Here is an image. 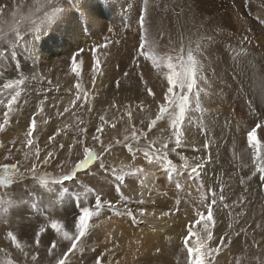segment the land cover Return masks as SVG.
Wrapping results in <instances>:
<instances>
[{
  "label": "rangeland",
  "instance_id": "obj_1",
  "mask_svg": "<svg viewBox=\"0 0 264 264\" xmlns=\"http://www.w3.org/2000/svg\"><path fill=\"white\" fill-rule=\"evenodd\" d=\"M30 1H35V3L32 5V2H29V0H0V22H7V24L16 22L20 27L22 35L24 36L23 39L18 42V45L14 50L7 49L4 56L0 57V88H2L3 84L8 81L7 79H11L7 77L6 68V66L11 68L10 59L13 58L14 63L17 64L19 62V59L17 58H19L20 54L25 55V53H27L26 50L29 49V42L32 43V40L35 37L34 33H29L26 31L28 23L21 19V17L27 16L30 10L34 9L36 0ZM254 3L257 4L255 6L257 9H255V12L253 13H250V10L247 9L248 7L245 8L244 4L243 7H240L237 10V18L245 21L248 28H253V21H255V24H259L260 28L258 31L253 28V30L249 33H246V31L243 32L242 29L233 25L231 21L230 23L227 22V25H215L213 23L208 24L209 22L205 21L203 19L204 17L199 15H196L194 21L195 26L193 25V27H191L190 22L194 16H190V18H186V25L181 27L177 23L176 17L172 14V11L169 8L167 11L160 10V13L163 14V17L166 19H164V22L163 20L159 21V29L161 25H163V29H165L164 36L161 37L162 44H167L166 40H168L169 37H171L172 40L174 39L173 41L178 44L181 34L185 36V39L191 37L193 40L201 35H211L215 40V43L209 48V52L211 54L209 58L212 61V69L205 73V75L208 74L210 77L212 72H215L216 74L213 79V86L208 97V102L204 105L206 111L203 114L199 112L192 114L191 122L186 121L183 127L187 128L188 135L186 134V145L194 144L196 147H200L203 144L205 137L200 128L202 121H205L208 124L209 128L211 129V134L214 135V138L217 141L219 153L217 154L215 149L213 150V162L206 165L205 168L208 171L204 169L203 173H201V177L205 184L207 185L215 181L217 183V191H219L218 185L220 181H216V177L219 172L223 171V182L228 184V188L226 189L228 203L231 204L232 200L237 199L241 195L245 197V203L243 205L233 207L231 210L223 209V206H221L219 215L216 216V214H214V219L219 220V226L213 228L214 235H223L225 232H228L232 237V243L226 247L222 253L218 254L219 264H236L237 259H239L240 264H256V256L264 258V191L260 189L258 184L249 182L251 184V188L249 191L245 192L244 186L239 184L238 180L240 177L230 176V174L235 171V168L230 163L232 160L233 147L237 153L240 152L239 147H243L244 150H247V160L249 165L251 163V150L247 149V143L244 142L242 146L240 145L243 140H246L247 131L250 130V127H254L255 123L257 122L256 118L250 114L246 100H252L254 98L257 112L261 111L259 103L260 83L261 80L264 79V24H262L258 19V21H256V18H253L250 15L256 14L258 17L259 12L260 15L264 17V7H260L264 5V0H255ZM223 4L228 10V3L226 0H223ZM238 4H240V1ZM68 5L70 10L71 7L74 6V0H60L61 9H65L68 7ZM231 6L232 5H230V7ZM13 13L16 15L13 16ZM39 14L40 13H36L33 19H37ZM134 15L135 16H132L133 19L131 21L133 22L131 23L129 22L131 19L130 17L129 21H125L124 23L120 24V26H115L114 22H105V27L112 29V31H116L118 36L120 34L121 38H119L123 39L125 38L124 35L127 30L133 31L136 29L139 32L138 26H135L138 23L139 13ZM64 18L67 19L65 16ZM205 18L207 19L208 15H206ZM207 20H209V18ZM228 23L232 25V28L228 27ZM7 24L0 23V27H6ZM79 26L80 28H77V32L82 37L88 36L89 28H86V25L80 18ZM186 28L187 30H185ZM221 29L222 31H220ZM138 32L136 34H138ZM227 32L228 36H230L228 37L229 39L224 38V34ZM244 35H247L250 37V39L247 41H241V37ZM113 36L115 35H102L95 39L90 38L88 41L93 45L97 43L103 44L105 43L104 38L108 37L111 41H113V43L109 44L110 48L108 46L106 49H108V52L111 53H109L110 56L113 58L114 53H117L118 49L114 52L112 45L118 44L119 46V41L117 43V40H114L116 37L113 38ZM137 37L139 40V35ZM256 37L258 41L256 40ZM26 39L32 40L26 41ZM92 44L88 43L87 46H81V48L86 50L81 54V59L84 62L90 61V70L92 63L90 48L93 46ZM138 46L139 44L137 47ZM122 47V49L125 50V46ZM241 48L245 50L243 53L244 59L241 62L240 67H237L234 60V55L236 53L232 50L235 49L238 51ZM79 49L80 47H77L76 49L70 51L71 54L68 53L67 55L63 56L58 61L61 62L64 60V62H61L62 64L60 65L56 61V65L54 64L55 66H50L51 68L46 67L47 65L37 66V71H35L37 73L32 72L33 74L31 72H18L17 67L14 64L11 71L16 69L14 75L16 79L19 78L20 75H24L29 77V81L22 86L23 90L19 98V103L14 105L16 112L10 119L7 129L4 132H0V144L5 145V147L0 148V164L16 163L19 161L21 168H23L25 165H30L31 161L35 158L34 153H30L29 157L25 159L23 153L28 151V148L24 147L22 142L24 140V133L27 130L28 124L31 123L32 119H36V126L39 131L34 133L33 138L41 149L40 161L43 160L48 151H52L54 153V157L49 159V163L47 165L37 161L39 170L41 172L46 171L51 174L49 178L50 183L51 179L70 171L71 167L74 166V163L77 162L79 158H82V147L75 143L77 139H84L87 146L94 148L98 152L101 151L102 144L104 146L111 144L112 147L110 148L109 152L105 153L103 156L105 163L110 167L121 169L124 168L125 165L138 163L140 166H146L150 172L155 174L153 177H151L152 179L159 178L160 181H163L164 179L162 177L164 174H166V180H169V178L167 179V176H169L171 172L170 169L164 168L161 164L156 163L148 165L143 160L142 153H138L136 161L133 162L131 160V153H129L127 148L124 147V137L127 135L129 138H131L133 126L138 132H147V123L149 122L150 118H154L155 113L153 98L147 96V92L143 90L142 84L136 88V98L118 99L116 93V81L120 79L123 80L125 77L123 73L125 71L130 73V68L125 66L123 70H120L118 66L117 68L114 66V68H116L115 72L120 73V75L117 76L118 78H115L117 80H115L110 78L111 74L109 75V66V68L104 71L107 72V74L104 73V76L98 77L102 79L101 86L98 85L94 90V86L91 83V76L88 75L91 71L86 72L85 70V73H83L84 71L82 70L83 67H85L83 63L81 66L82 79H80L82 88L87 89L90 93L89 99L87 103L81 99L77 101L76 105L72 104V101L76 98L77 92V89L75 88L76 78L75 75L69 71L68 66L70 64L72 54ZM124 50L122 53L125 55L126 53ZM55 54H57L56 56L59 55V53ZM106 57L101 55L99 58L104 60ZM226 58L229 59L227 60ZM216 62H219V70L214 68V64ZM205 63H207V60ZM248 68L249 70H247ZM33 76H36L37 79H31ZM41 76L44 77L43 80L38 79V77ZM87 80H89V83ZM49 81H51V83H49ZM159 83H162V78H159L158 82L156 83V85H158L157 89L154 90L156 91L155 94L157 97L161 96ZM99 86L101 88H99ZM142 100L145 101V103L141 106ZM41 101H43L42 105L40 103ZM78 105L83 106L79 107ZM38 107L42 109L40 113L37 111ZM65 107H68L69 111L63 113V109ZM89 107L92 109L91 112L88 111ZM3 111V106H0V122H2ZM128 111L132 112V119L130 122L129 117L126 115ZM58 113H63V115H59ZM100 115L105 116L107 123L103 124V131L101 133H96V127L100 126L102 123L99 120ZM141 121H143V123H141ZM113 125H115V128ZM80 128L84 129L83 133L79 131ZM237 129H239V131H237ZM257 133H259V135L264 140V131L258 129ZM94 134L101 136L102 144L92 141L91 137ZM49 137H53V141H49ZM159 137L160 133L156 130H153V133L149 135L148 139H156ZM13 140L16 141L15 147H13L11 143ZM118 140L121 141V143H117ZM144 142L145 138L142 137L139 143L143 144ZM128 143H131L134 149L138 146L137 142L132 141L131 139H129ZM61 145H63V147H61ZM69 146L72 147L71 153L69 152ZM8 149H12V155L8 159H5V157L8 156ZM17 149H21V151L17 152ZM182 151L183 154L189 158L195 155L205 154L202 149L199 152H194L190 146L184 147ZM170 158L177 167V171L171 172V175L176 180L186 184V187L184 188L186 190H177L175 188V184L172 187L161 186L160 183L155 181L153 184H147V188H141L139 179L135 177H126L125 186H122L121 191L124 195L129 196L132 200L139 199L140 193L143 192V197L147 201V204L143 207H145V210L148 214L144 217H140L137 214V222L132 223L131 218L127 216L114 215L112 212L106 209H101V215L98 218H93V220L90 221L89 235L83 238L82 247H84L85 251L82 253L77 251L75 255L69 254L71 258L70 264H76L77 258H82L80 259L79 264H94L96 256H101V254L104 264H108L110 258L112 264H117V262L118 264H186V250L183 249L182 238L187 234V225L194 219L193 209L195 207H200L199 193L196 191L193 181L188 179L190 169H181L182 162L174 154L170 155ZM217 158L219 163L215 162ZM57 165H60V167H57ZM90 170L91 171L85 170L78 174L77 179L79 182L87 185L88 187H94L96 189H99L101 186H103V191L106 194L105 198L111 199L113 202L119 200V196L115 192V185L108 184V180H111L112 177L108 176L107 179H102L105 174L99 170L98 160L90 166ZM124 170L126 171L127 169L125 168ZM247 172L248 170L246 169L245 172H242L240 175H244ZM255 179L256 178H254V181ZM148 183L150 182L148 181ZM24 184H28L32 191H34L37 195H42L45 197L48 196L44 193H48L46 189L40 188L39 185L33 186V182L30 179L22 182L19 187L13 185L12 190L19 194V192L23 190ZM129 184L135 188V191L128 190L127 186ZM155 184L157 188L154 186ZM64 186L69 187L71 190L82 191V189L79 188V184L74 183L73 181L64 182ZM52 187L55 191L58 190L60 186L52 185ZM160 188L162 190H160ZM148 189H152V191L149 192ZM177 198H179L181 201L178 206L176 205ZM93 199L94 198L92 196H89L88 201L85 202L83 200H76L74 197H65L64 199L57 201L54 204L52 210L50 212L46 211L45 215H50L52 218L59 219L65 225L67 230L73 232L74 217L78 215L81 203H84V206H93ZM117 207L122 208V203L117 204ZM130 207H132L135 211L137 205L133 203L130 205ZM163 211H170L171 214L167 217H163L161 216V212ZM229 211H231V215H229ZM237 213L242 214L237 215ZM29 220L34 221L33 227L36 229L39 228L41 223H47L43 216L31 215L24 219L17 216L14 218V222L11 225L0 224V249L4 250L3 252H0V264H5V261L9 258L8 256H5V252L9 253L10 258L13 261H16L17 264H29L28 257L25 258L23 254L14 248L11 242L5 238L6 232L8 230H12L18 235V239L22 243L27 242L35 247L34 232H32L31 236L25 234L29 232ZM118 223L128 226L131 231H136V233H139L140 235H138V238L135 239V244H132V246H134V250H131V252V248L127 247L129 245L128 238L118 227L115 226V224ZM229 223L232 224V228L228 227ZM195 227L199 229L201 226L196 225ZM136 229H138L140 232H138ZM157 229H160L161 232H158ZM241 229H243V231H241ZM151 234H156L154 239L149 237ZM191 239L194 238H190V240ZM42 240L47 242L44 244L42 243L43 246H41V249L44 252H47V248L51 247L52 241L58 240V237H56L54 230L46 227L45 233L42 234ZM58 242L60 243V249H56L54 251L57 253H60L61 250L66 251L68 242ZM94 248L96 249L95 252L92 251ZM29 249H31V247L27 250ZM140 249L143 252L138 251ZM157 249L160 251H157ZM11 251L12 253H10ZM34 252L38 258L39 250H36L35 248ZM131 254L133 257H131ZM44 256H47V258L45 260H39L40 264H50V262L51 264H54L53 257L48 256V254Z\"/></svg>",
  "mask_w": 264,
  "mask_h": 264
},
{
  "label": "snow or ice",
  "instance_id": "obj_2",
  "mask_svg": "<svg viewBox=\"0 0 264 264\" xmlns=\"http://www.w3.org/2000/svg\"><path fill=\"white\" fill-rule=\"evenodd\" d=\"M244 6L248 7L253 0H243ZM169 5L164 4L163 11L168 10ZM264 7V5H262ZM160 8V0H142V6L138 15V35L139 46L134 48L132 55L130 56V68L131 71L139 75V82L143 85V90L147 92V96L153 98V105L155 107L154 118H150L147 123L148 131H137L133 126L131 138L129 136L124 137V147L131 153V160L136 161L137 154L142 153L143 160L148 164L154 163L161 164L164 168L170 169L171 172L177 171V167L170 155L174 154L182 162L181 169L188 170V179L193 181L196 191L199 193V205L195 207L194 219L187 225V234L183 236L182 243L183 249L186 250V264H219L218 254L222 253L223 250L232 243V237L228 232L223 235H214L213 228L219 226V220L214 219V214L219 215L221 206L223 209L231 210L233 207L243 205L245 203V197L241 195L235 200H232L231 204L228 203V197L226 195V189L228 184L223 182L224 172H220L216 181L219 183V191H217V183L214 181L209 184H205L201 177V173L204 171L206 165L213 162V150L219 153V147L214 135L211 134V129L205 121L200 124L201 131L205 137L203 144L200 147L193 145H186V134L187 128L183 125L186 121L191 122L192 114L199 112L203 114L206 111L204 105L208 102L210 95L213 79L215 73H211V77L205 75L206 72L212 69V61L209 58V48L215 43L214 37L211 35H201L195 40L191 37L185 39L181 35L178 44L174 42L171 37L168 38L167 44H162L161 37L164 36L162 30L157 32L152 31L151 14L155 9ZM62 11L59 0H36L34 9L30 10L27 16L21 17L23 21L28 23L27 31L29 33H40L46 24L51 23L54 18ZM182 11V10H181ZM36 13H41L37 19H33ZM16 14L13 13V16ZM258 20L264 24V17L258 16ZM5 23L7 22H0ZM222 31V29L220 30ZM250 31V29H249ZM112 32V29H109ZM20 27L16 22L7 24L6 27H0V57L4 56L7 49L14 50L18 42L23 39ZM250 37L244 35L241 37V41H247ZM105 43H97L90 48L91 51V83L95 86L98 77L104 75L105 61L99 57L101 55L107 56L108 53L103 51L108 47L109 44L113 43L108 37L104 38ZM118 43V41H117ZM164 49V50H162ZM99 50V51H98ZM86 50L80 48L74 52L70 59L69 71L75 75L77 89L76 98L72 101L73 105L77 104V101L83 99L85 103L89 99V91L82 88L81 86V66L84 61L81 59V54ZM236 53L234 60L237 67H240L243 61L244 49L241 48L238 51L233 49ZM207 60V63H205ZM150 65L149 71H154L156 77L162 78L160 84L161 96L157 97L153 87H149L148 81L145 79V75L142 71L143 68ZM125 77H128L130 73L125 71ZM31 79H37L33 76ZM43 80L44 77H38ZM29 81V77L20 75L17 79H9L0 88V96L4 92L8 95L4 98H0V106H3V118L0 122V132H4L10 123V119L16 112L14 105L19 100L22 92V86ZM166 82V83H163ZM51 83V81H49ZM117 87L120 82L116 81ZM41 105L43 101L40 102ZM145 101H141V106ZM247 107L250 114L256 118L257 122L254 127H250V130L246 133L247 149L251 150V163L247 160L248 151L243 150L239 153L232 148V160L230 163L235 168L230 176H239V184L244 186V191L247 192L251 188L249 182H254L259 185L260 189L264 191V140L257 138V130L264 131V79L260 83V112H257L255 106V99L246 100ZM82 107L83 105H78ZM115 106V105H113ZM42 109L38 107L37 111L40 112ZM69 111L68 107L63 109V113ZM91 112V107L88 108ZM63 113H58L63 115ZM126 115L129 117V122L132 119V112L128 111ZM99 120L102 122L100 126H97L96 133L103 131V124L107 121L104 115L99 116ZM163 122V123H158ZM82 123V121H81ZM143 123V121H141ZM115 128V125H113ZM170 129V132H169ZM156 130L160 133V137L156 139H148L149 135ZM36 126V119H32L31 123L28 124L27 130L24 133L23 146L28 148V151L23 153L25 159L29 157L30 153H34V159L30 165H25L23 168L20 166V162L16 163H3L0 164V224L11 225L14 222V218L19 216L22 219L31 215L43 216L47 223H41L39 228L33 227L34 221L29 220V232L26 235L31 236L34 232L35 236V248L39 250L42 246V234L45 233V229L50 228L54 230L58 240H53L51 247L47 248V254L54 258V264H70V255L77 251L84 252L85 249L82 247L83 238L89 235L90 221L93 218H98L101 215V209H106L112 212L114 215L127 216L131 218L132 223H136V215L144 217L148 213L145 210L144 205L147 201L143 197V192L140 193V198L132 200L129 196H126L121 191L122 186H125L126 177H135L140 180V187L147 188L148 181L155 174L150 172L147 167L140 166L139 164L132 163L125 165L124 168L117 169L110 167L104 161V154L108 153L111 144L104 146L101 141L100 135H92L91 139L94 142L101 143V151H96L94 148L86 145L84 139H77L76 144L82 147V158H79L74 166L71 167L70 171L61 174L58 177L51 179L50 173L39 170L37 161L47 165L49 159L54 157L52 151H48L47 155L40 161L41 149L34 140V133L38 132ZM81 133L84 129L80 128ZM239 131V129H237ZM145 138V142L140 144L141 138ZM53 137H49V141H53ZM129 139L137 142V147L134 149L131 143H128ZM15 147L16 141L12 142ZM121 143V141H117ZM186 146L192 147L194 152H199L201 149L205 153L204 155H195L191 158L183 154L182 149ZM5 147L4 144H0V148ZM63 147V145H61ZM21 149H17V152ZM69 152H72V147L69 146ZM12 155V149H8V159ZM99 161V170L105 175L102 179H107L111 176L112 179L108 180V184L115 185V192L119 196V200L113 202L111 199L105 198L106 194L103 191V186L96 189L94 187H88L87 185L79 182L78 174L82 171H91L90 166L95 161ZM191 161V162H190ZM219 163L218 158L215 160ZM60 167V165H57ZM127 169L126 171L124 169ZM248 172L244 175H240L245 170ZM171 172L169 174V180L175 184L177 190H182L186 187V184L176 180ZM254 178L255 181H254ZM31 180L33 186L39 185L40 188L46 189L48 196L37 195L32 191L28 184L23 185V190L17 194L12 190L13 185L17 187L24 181ZM73 181L79 184L80 190H71L69 187L64 186V182ZM52 185H59L58 190H53ZM129 191H135V188L130 184L127 186ZM149 192L152 189H148ZM89 196L94 199L92 201L93 206H84L81 203L78 215L74 217V231L70 232L66 229L65 225L59 220L52 218L50 215L46 216L45 212H50L54 204L64 199L65 197H74L76 200L88 201ZM123 205L122 208H118L117 204ZM137 205L134 211L131 204ZM181 203L180 199H176V205ZM178 210V209H177ZM206 210V213H205ZM171 213L170 211L161 212V216L167 217ZM242 213H237L240 215ZM231 215V211H229ZM200 225L197 229L195 226ZM229 228H232V224L229 223ZM243 231V229H241ZM5 238L9 240L13 247H15L25 258L29 257L28 248L32 247L31 244L24 242L22 243L18 239V235L8 230L5 234ZM190 238H194L191 239ZM58 241L68 242L67 250L60 253L54 250L60 249V243ZM218 241V243H217ZM0 249V252H3ZM93 252L96 249H92ZM157 251H160L157 249ZM5 256L9 258L5 261V264H17L10 258V254L5 252ZM80 259L77 258L76 264H79ZM256 264H264V258L260 256L255 257ZM31 264H40L35 254H31ZM51 264V262H50ZM94 264H104L101 256H96ZM108 264H112L111 261ZM118 264V262H117ZM236 264H240L237 259Z\"/></svg>",
  "mask_w": 264,
  "mask_h": 264
},
{
  "label": "bare ground",
  "instance_id": "obj_3",
  "mask_svg": "<svg viewBox=\"0 0 264 264\" xmlns=\"http://www.w3.org/2000/svg\"><path fill=\"white\" fill-rule=\"evenodd\" d=\"M227 1V6H228V10L226 9L225 5L223 4V0H160V8L159 9H155L152 14H151V24H152V31L153 32H157L158 30H162L163 33L165 32V29H163V25H161L160 29H159V21L163 20L165 17H163V14L160 13V10L163 9L164 4L167 3L169 5V9L172 11V14L176 17V21L177 23L183 27L184 25H186V18H190V16H194V18H192L190 25L191 27H193L194 25V21L196 18V15H199L201 17H204L203 19L207 22L213 23L215 25H227V22L235 25L236 27H239L240 29L244 31H246V33H249L254 29H256L258 31L259 24H255V21H253V28L251 27H247L246 22L238 19V12L237 10L240 7H243V0H226ZM240 1V4H238ZM255 0H253V2L247 7V9L250 10V13L255 12L254 10L257 9L255 8V6L257 4L254 3ZM29 2H32L29 0ZM262 2V1H261ZM35 3V1L32 2V5ZM141 4H142V0H74V6L71 7V9L69 10V5L68 7H66L65 9H62V11L57 14V16L54 18V20L49 23L48 25H45L44 28L41 30L40 33H34L35 37L32 39H26V41H30L32 40V43L29 42L28 45V50L27 53H25V55L20 54L19 55V62L17 64L14 63L13 58L10 59V65L11 68H9V66H6L7 68V77L11 78V79H16L15 75V71L16 69H13L14 71H11V69L13 68L14 64L17 67V71L18 72H25V73H32L37 71V66H44L47 65L46 67H50L53 66L55 64V62L59 61L63 56L67 55L68 53H70L71 50L76 49L77 47L81 46H87V44H92L91 42H89L88 40L90 38L95 39L98 36H102V35H115L113 36V38L116 37V39L119 41V46L118 44H114L112 45V49L115 52L118 49L117 53H114V56L112 58V56H110V52H108V49H105L103 51H106L108 53V56L103 60L105 61V67H104V71L106 69H108L110 78H118L117 76L120 75V73L115 72L117 66L120 68V70H123L125 66H127L128 68H130V56L132 55V52L134 51V48L137 47L138 45V34H136L138 31L135 29L133 31L131 30H127L125 32V35L123 39H120V34L119 36L116 34V31H112L109 32V28L105 27V22L108 23H112L114 22L115 26H120V24L124 23L125 21H129L130 17V23L133 22L131 21L133 18L132 16H135L134 14H138L140 12L141 9ZM238 4V5H237ZM230 5L235 6V7H230ZM261 5V4H260ZM262 7V6H260ZM182 10V11H181ZM258 12V11H256ZM41 15V13L37 16L39 17ZM169 15V14H167ZM208 15L209 20H207L205 18V16ZM67 17V19L64 18ZM251 17H255L256 21L257 20V16L256 14L254 15H250ZM258 16H261L260 13L258 12ZM84 22V24L86 25V28H89V35L88 36H84L82 37L78 32H77V28H80L79 26V18ZM170 19V17H169ZM166 20V19H165ZM136 21V20H134ZM168 21V20H167ZM170 21V20H169ZM202 21V20H201ZM198 22V21H197ZM129 23V24H130ZM169 23V22H168ZM167 23V24H168ZM205 23V22H204ZM228 23V27L232 28V25ZM135 24V23H134ZM64 25V26H63ZM66 25V26H65ZM171 25V24H170ZM231 25V26H230ZM107 26V25H106ZM131 26V25H130ZM134 26V25H133ZM136 27L138 26L135 25ZM168 26V25H167ZM177 26V25H176ZM195 26V25H194ZM66 27V28H65ZM128 27V26H127ZM135 27V28H136ZM175 27V26H174ZM124 28V27H123ZM134 28V27H133ZM131 28V29H133ZM178 28V27H177ZM264 28V27H263ZM119 29V27H118ZM126 29V27H125ZM129 29V28H128ZM193 29V28H192ZM197 29V28H196ZM250 29V31H249ZM175 30V29H174ZM173 30V31H174ZM187 30V28L185 29ZM92 31V32H91ZM176 31V30H175ZM182 31V30H181ZM241 31V30H240ZM91 32V33H90ZM120 32V31H119ZM172 32V31H171ZM180 32V31H179ZM135 33V35H134ZM238 33V32H237ZM235 34V33H234ZM183 35V34H181ZM231 35V34H229ZM236 35V34H235ZM238 35V34H237ZM233 36V34H232ZM231 36V37H232ZM120 37V38H119ZM173 37V36H172ZM185 37V36H184ZM228 37V32L224 34V38L227 39ZM178 38V37H177ZM119 39V40H118ZM137 39V42H136ZM164 39V38H162ZM229 39V38H228ZM254 39V38H253ZM252 39V40H253ZM174 40V39H173ZM237 40V39H235ZM257 40V37H256ZM255 40V41H256ZM116 41V42H117ZM167 41V40H166ZM234 41V40H232ZM258 41V40H257ZM260 41V40H259ZM235 42V41H234ZM262 42V41H261ZM264 44V43H263ZM93 45V44H92ZM109 46V45H108ZM125 46V50L122 49ZM241 47V46H240ZM88 48V47H87ZM90 48V47H89ZM110 48V46H109ZM264 48V47H263ZM123 50L125 51V55L122 53ZM233 51V50H232ZM245 51V50H244ZM112 52V51H111ZM55 53H59L58 56H56L57 54ZM110 53V54H109ZM113 53V52H112ZM231 53V52H230ZM55 54V55H54ZM71 54V53H70ZM264 54V53H263ZM230 55V54H229ZM232 55V53H231ZM230 55V56H231ZM254 55V54H253ZM56 56V57H55ZM229 56V57H230ZM233 56V55H232ZM228 57V55H227ZM249 57V56H248ZM257 57V56H256ZM67 58V57H65ZM255 58V57H254ZM227 59V58H226ZM225 59V60H226ZM229 59V58H228ZM227 59V60H228ZM232 59V58H231ZM1 60V59H0ZM63 60V59H62ZM102 60V59H101ZM226 60V61H227ZM256 60V59H255ZM258 60V59H257ZM206 61V60H205ZM223 61V60H222ZM231 61V60H230ZM263 61V60H262ZM62 63L64 62L61 61ZM61 62H58L59 65L62 64ZM229 62V61H228ZM248 62V61H247ZM57 63V65H58ZM90 61L84 62V66L83 73L86 72H90ZM227 63V62H226ZM1 64V61H0ZM224 64V63H223ZM252 64V63H251ZM5 65V64H4ZM56 65V64H55ZM54 65V66H55ZM64 65V64H63ZM257 65V64H256ZM62 66V65H61ZM114 66H116V68H114ZM15 67V68H16ZM25 69H24V68ZM254 67V66H253ZM51 68V67H50ZM150 65H148V67H145L142 69L144 75H145V79L148 81V85L149 87H153L154 90L157 89L156 83L158 82V78L156 77V74L154 71H149ZM214 68L216 70H219V62H216L214 64ZM247 68V67H246ZM64 69V67H63ZM131 69V68H130ZM51 70V69H50ZM249 70V68L247 69ZM256 70V69H255ZM54 71V70H53ZM65 71V70H64ZM118 71V70H117ZM131 71V70H130ZM44 72V71H43ZM122 72V71H121ZM254 72V71H253ZM37 73V72H35ZM82 73V72H81ZM105 74H107V72H104ZM123 73V72H122ZM215 73V72H214ZM217 73V71H216ZM250 73V71H249ZM33 74V73H32ZM43 74V73H42ZM45 74V73H44ZM88 74V73H87ZM256 74V73H255ZM19 75V74H18ZM49 75V74H47ZM91 76V72L88 74ZM208 75V74H207ZM219 75V73H218ZM217 75V77H218ZM234 75V74H233ZM251 75V74H250ZM13 76V77H12ZM43 76V75H42ZM41 76V77H42ZM50 76V75H49ZM104 76V75H103ZM216 76V74H215ZM55 77V76H54ZM106 77V76H105ZM220 77V76H219ZM235 77V76H234ZM1 78V77H0ZM3 78V76H2ZM58 78V77H57ZM91 78V77H90ZM4 79V78H3ZM52 79V78H51ZM82 79V78H81ZM84 79V77H83ZM120 79V78H119ZM233 79V78H232ZM9 80V79H7ZM46 80V79H45ZM63 80V79H62ZM105 80V79H104ZM103 80V81H104ZM108 80V79H106ZM117 80V79H115ZM223 80V79H222ZM64 81V80H63ZM62 81V82H63ZM71 81V80H70ZM89 83V80H87ZM120 82L119 87H117L116 85V93H117V97L118 99H123V98H128V99H132V98H136L137 97V89L139 87V85L141 84L139 82V75L134 73V72H130V75L128 77H124L123 80H118ZM54 82V81H53ZM72 82V81H71ZM86 82V81H85ZM73 83V82H72ZM102 83V79L101 78H97L95 86L93 87L95 90V87H97L98 85L101 86ZM1 84V83H0ZM69 84V83H68ZM86 84V83H85ZM106 84V83H105ZM114 84V83H113ZM104 85V84H103ZM115 85V84H114ZM160 85V83H159ZM227 85V84H226ZM64 86V84H63ZM82 86V85H81ZM99 86V88H101ZM111 86V85H110ZM33 87V86H32ZM71 88V87H70ZM90 88V87H89ZM160 88V87H159ZM108 89V88H107ZM34 90V89H33ZM64 90V89H63ZM38 91V90H37ZM109 91V90H108ZM156 92V91H155ZM8 95L7 92H4L2 96H0V98H4ZM36 95V94H35ZM43 96V95H42ZM59 99V98H57ZM62 99V97H61ZM258 99V98H257ZM20 100V99H19ZM19 100L16 102V104L19 103ZM53 100V99H52ZM70 100V99H69ZM55 101V100H54ZM65 101V100H64ZM53 102V101H51ZM69 102V101H68ZM62 104V103H61ZM258 104V103H257ZM40 113V112H39ZM38 114V113H37ZM38 118V117H37ZM263 133V132H262ZM188 135V134H187ZM262 135V134H261ZM257 138L258 139H262L263 138L259 135V133H257ZM191 139V138H190ZM193 139V138H192ZM246 142V140H243L240 145L242 146V144ZM245 148V147H244ZM240 152L243 151V147H239ZM138 164V163H137ZM214 164V163H213ZM157 166V165H156ZM146 167V166H145ZM208 167V166H207ZM206 169V168H205ZM218 169V167H217ZM207 170V169H206ZM208 171V170H207ZM154 172V171H153ZM203 173V172H202ZM220 173V172H219ZM175 174V173H174ZM166 174L163 175V181H160V179H150L148 184H153V182H158L160 183L161 186H170L172 187L174 185V183H171L169 180H166L165 177ZM207 175V174H206ZM210 175V174H209ZM214 175V174H213ZM162 176V175H161ZM175 176V175H174ZM169 178V176H167V179ZM177 178V177H176ZM204 178V177H203ZM227 178V177H226ZM178 179V178H177ZM239 181V180H238ZM156 187V184L154 185ZM153 186V187H154ZM154 187V188H155ZM169 187V188H170ZM230 187V185H229ZM157 188V187H156ZM163 189V187H162ZM160 188V190H162ZM173 190V189H172ZM186 190V189H184ZM190 191V190H188ZM236 192V191H235ZM45 194L48 195V193L44 192ZM161 193V192H160ZM187 194V193H186ZM151 214V213H150ZM159 215V214H157ZM160 217V216H159ZM155 218V217H154ZM154 220V219H153ZM162 220V219H160ZM165 220V219H164ZM176 221V220H175ZM177 222V221H176ZM116 227H118L122 233L128 238V243L129 245H125L131 250H134V246H132V244L134 243L135 239L138 238L139 233H136L131 231V229H129L128 226H124L121 225L120 223L115 224ZM142 226V225H141ZM145 226V224H144ZM138 227V226H137ZM158 227V226H157ZM136 228V227H135ZM160 228V226H159ZM135 230V229H134ZM138 230V229H136ZM143 230V229H142ZM150 230V229H149ZM158 232H161L160 229H157ZM160 230V231H159ZM166 231V230H165ZM138 232H140L138 230ZM157 232V231H156ZM157 232V233H158ZM143 233V231H142ZM148 234V233H147ZM159 234V233H158ZM156 234H151L149 237H151V239L155 238ZM140 236V235H139ZM144 237V236H143ZM142 239V238H141ZM139 240V239H138ZM43 241V240H42ZM47 241H43V244L46 243ZM153 242V241H152ZM135 244V243H134ZM48 245V244H47ZM149 245V244H148ZM155 245V244H154ZM153 245V246H154ZM43 246V245H42ZM124 246V247H125ZM146 247H147V242H146ZM152 247V246H151ZM15 248V247H14ZM45 249V248H44ZM127 250V249H126ZM29 252V257H28V263H31V254H33V252L35 251V247L32 246L31 249L27 250ZM140 252H143L141 249L138 250ZM12 253V251L10 252ZM35 254V252H34ZM47 252H44L41 248L39 249V257L37 258V260H45L47 258L46 255ZM264 254V253H263ZM130 256V255H129ZM126 257V256H125ZM124 257V258H125ZM131 257L132 254H131ZM135 258V257H134ZM111 261V258H110ZM123 261V260H122ZM126 261V260H125ZM117 262V261H116Z\"/></svg>",
  "mask_w": 264,
  "mask_h": 264
},
{
  "label": "clouds",
  "instance_id": "obj_4",
  "mask_svg": "<svg viewBox=\"0 0 264 264\" xmlns=\"http://www.w3.org/2000/svg\"><path fill=\"white\" fill-rule=\"evenodd\" d=\"M59 2H60V0H59ZM27 31V30H26Z\"/></svg>",
  "mask_w": 264,
  "mask_h": 264
}]
</instances>
